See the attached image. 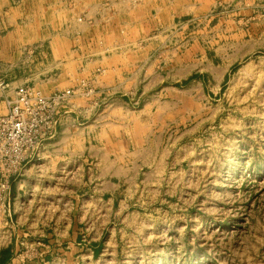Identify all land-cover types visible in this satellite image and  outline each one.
I'll list each match as a JSON object with an SVG mask.
<instances>
[{
    "label": "crops",
    "instance_id": "crops-1",
    "mask_svg": "<svg viewBox=\"0 0 264 264\" xmlns=\"http://www.w3.org/2000/svg\"><path fill=\"white\" fill-rule=\"evenodd\" d=\"M237 24L264 42V0H0V115L21 85L73 91L9 178L0 264L115 263L184 198V165L254 49Z\"/></svg>",
    "mask_w": 264,
    "mask_h": 264
},
{
    "label": "rangeland",
    "instance_id": "rangeland-1",
    "mask_svg": "<svg viewBox=\"0 0 264 264\" xmlns=\"http://www.w3.org/2000/svg\"><path fill=\"white\" fill-rule=\"evenodd\" d=\"M213 15L190 20L192 32ZM246 25L233 32L254 49L226 77L219 116L184 165V198L153 213L109 264H264V42Z\"/></svg>",
    "mask_w": 264,
    "mask_h": 264
},
{
    "label": "built area",
    "instance_id": "built-area-1",
    "mask_svg": "<svg viewBox=\"0 0 264 264\" xmlns=\"http://www.w3.org/2000/svg\"><path fill=\"white\" fill-rule=\"evenodd\" d=\"M6 84L0 79V88ZM71 89L49 95L28 86H18L6 100L7 111L0 115V201L9 189V178L19 173L22 162L37 155L58 123L59 107L72 95Z\"/></svg>",
    "mask_w": 264,
    "mask_h": 264
}]
</instances>
